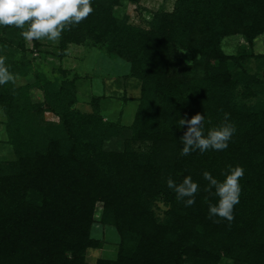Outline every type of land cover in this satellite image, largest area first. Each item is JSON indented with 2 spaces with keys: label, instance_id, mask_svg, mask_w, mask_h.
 <instances>
[{
  "label": "trees",
  "instance_id": "trees-1",
  "mask_svg": "<svg viewBox=\"0 0 264 264\" xmlns=\"http://www.w3.org/2000/svg\"><path fill=\"white\" fill-rule=\"evenodd\" d=\"M120 2L92 0V14L60 40L65 46L88 36L130 62L140 96L129 127L98 111L74 109L72 82L57 87L41 73L0 96L15 154L0 162V264H89L86 249L99 245L89 234L97 202L101 222L116 228L120 243L114 259L93 264H218L224 257L264 264V101H237L238 83L246 97L256 83L231 73L238 58L221 47L232 33L249 39L264 33V0H175L173 10L154 15L148 28L117 17L113 9ZM35 89L43 94L41 103L32 101ZM43 111L60 119L52 134L43 133ZM197 112L205 116V133L230 114L236 132L225 150L180 155L186 129L178 121ZM125 131L121 150L104 148ZM133 140L151 146L140 154ZM229 165L244 169L240 200L230 224L213 223L203 172L223 180ZM186 175L200 188L191 207L167 187L169 176L179 183ZM157 200L165 207L162 215L154 210Z\"/></svg>",
  "mask_w": 264,
  "mask_h": 264
},
{
  "label": "rangeland",
  "instance_id": "rangeland-1",
  "mask_svg": "<svg viewBox=\"0 0 264 264\" xmlns=\"http://www.w3.org/2000/svg\"><path fill=\"white\" fill-rule=\"evenodd\" d=\"M175 0H121L114 6L113 13L126 19L130 24L148 28V22L160 12L172 11ZM248 34L236 32L222 38L221 47L225 54L238 58L231 66L232 74H245L253 94L246 97L244 83H238L235 91L237 101L254 106L264 101V33L251 39ZM78 42H68L62 46L56 42L26 41L21 29L0 26V55L6 57V65L15 76V83L0 85V96L13 92L16 87L32 82L36 73L48 77L54 86L72 82L76 96L73 108L82 112H99L104 120L116 121L122 127L131 125L139 105L140 80L130 75V62L115 54H109L105 48L86 36ZM180 55L190 63V55L182 50ZM33 102L41 103L43 94L32 90ZM7 113L0 104V162L15 159V154L8 143L5 124ZM44 134H52L59 127L60 119L51 111L39 114ZM51 130V131H50ZM50 131V132H49ZM119 139L109 140L104 145L108 150H121L123 140L128 133L122 132ZM132 148L143 154L149 150L148 140H133ZM160 197V196H159ZM154 210L162 215V201L154 202ZM102 204L97 202L90 227V237L99 245L88 247L84 253L87 263L93 264L100 258L114 259L117 255L120 236L111 224L101 222ZM218 264H233V260L222 258Z\"/></svg>",
  "mask_w": 264,
  "mask_h": 264
},
{
  "label": "clouds",
  "instance_id": "clouds-1",
  "mask_svg": "<svg viewBox=\"0 0 264 264\" xmlns=\"http://www.w3.org/2000/svg\"><path fill=\"white\" fill-rule=\"evenodd\" d=\"M93 11L92 0H0V26L21 29L22 37L29 42H56L62 38L65 30L70 31L73 26L79 25ZM9 82L15 83V76L6 65V57L0 55V85ZM229 115L225 112L222 121L210 127L206 133L204 114L197 112L191 118L187 114L181 116L178 127L186 130L180 137V155L188 156L197 150L201 154L210 149L225 150L236 132ZM223 175L224 179L219 180L209 171L203 172V178L208 182L204 187L208 195L204 199L208 203V219L213 223L226 220L230 224L234 220V207L240 200V179L244 176V169L240 165H229ZM167 187L175 192L177 201L185 207L195 204V196L200 191L191 175L184 176L179 183L169 176ZM212 196L218 197L215 203L210 200Z\"/></svg>",
  "mask_w": 264,
  "mask_h": 264
}]
</instances>
